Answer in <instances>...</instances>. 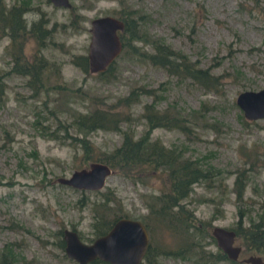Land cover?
<instances>
[{
	"label": "rangeland",
	"instance_id": "374dc122",
	"mask_svg": "<svg viewBox=\"0 0 264 264\" xmlns=\"http://www.w3.org/2000/svg\"><path fill=\"white\" fill-rule=\"evenodd\" d=\"M3 1L19 6L25 30L50 35L35 51L37 78L23 65L34 47L29 33L11 39L10 27L0 35V264H78L63 251L62 230L86 241L122 213L152 218L145 264H205L215 251L212 243L200 247L209 241L208 220L235 228V258L264 259V116L244 122L234 101L240 90L264 86V0ZM120 9H134L154 41H133L138 53L167 63L124 48L98 78L80 67L89 20ZM197 68L215 76V89L199 85ZM145 105L155 110L152 122ZM126 136L140 140L142 151H165L157 169L135 178L111 170L96 189L57 180L95 160L83 159L79 139L99 154ZM168 168L177 188L171 201L164 199ZM180 215L188 218L170 219ZM214 264L245 263L223 257Z\"/></svg>",
	"mask_w": 264,
	"mask_h": 264
},
{
	"label": "water",
	"instance_id": "95a60500",
	"mask_svg": "<svg viewBox=\"0 0 264 264\" xmlns=\"http://www.w3.org/2000/svg\"><path fill=\"white\" fill-rule=\"evenodd\" d=\"M57 6L68 7V0H50ZM123 22L117 16L103 14L89 20V39L86 48L87 69L89 72L102 71L118 55L121 43L117 30ZM236 106L245 119H256L264 116V86L258 89H243L234 98ZM111 168L105 162L92 160L86 166L74 168L67 176L57 180L76 188L96 189L100 187ZM230 231L221 235L229 236ZM64 252L78 264H84L97 257L111 264H137L140 260L147 235L140 221L128 217H117L109 228L94 237L91 242L79 240L71 229H64ZM227 247V245H226ZM233 251L234 249L231 248ZM236 250V248H235ZM250 264H264V259L246 258Z\"/></svg>",
	"mask_w": 264,
	"mask_h": 264
},
{
	"label": "trees",
	"instance_id": "16d2710c",
	"mask_svg": "<svg viewBox=\"0 0 264 264\" xmlns=\"http://www.w3.org/2000/svg\"><path fill=\"white\" fill-rule=\"evenodd\" d=\"M118 11H117L118 13L117 17L120 18L123 22L122 28L117 30L119 40L121 43L120 52L125 48L131 50L132 52L138 53L137 47L133 45L134 44L133 41L135 40H139L142 43H149V44L154 43L153 39H150L149 35L139 25L140 15H134V9H128L125 11L120 9ZM19 13H20L19 6L15 5L14 2L11 5H7L4 3L3 0H0V35L6 34L7 29H9L10 27H14L16 29V32H12L11 38L12 39L23 38L24 30ZM26 33H29V40L34 42V47L32 49V52L29 53L28 57L24 58L23 65L25 72L29 76L37 78L38 73L41 69L42 58L40 57V55H37L35 51L45 46L49 33L41 29H33L32 31L25 32V37L27 38L28 36ZM138 54L143 55V57H148L154 63L156 62L167 63V60L162 56H157V55L148 56V53H144L142 50ZM113 61L114 59L105 67L104 70L93 72L95 73V76H97L98 78H105V75L109 72L110 66L113 63ZM80 67L85 70L87 65L86 63L85 64L83 63L81 64ZM195 71H196L197 82L199 83V85H201L206 90L215 89L216 79L213 74L200 68L199 69L197 68ZM118 101L120 103H125L127 100L125 97L121 99L117 98L116 101H114L115 102L114 104L116 105ZM145 107H146V111L144 112V116L146 117L147 122H152L155 118V116L153 115V112L155 110L149 107L148 105H145ZM100 110L101 112L105 111V115H103L104 121L105 120L111 121L110 120L111 117L106 116V111L108 109H100ZM111 112L116 113V111H111ZM239 115L244 122L250 120V119L245 120L240 113ZM106 126L109 127L110 125L106 124ZM87 128L90 129L88 126L82 127L83 130H86ZM79 140L84 144V151H83L84 160L87 159L101 160L107 163L112 171L113 170L117 171L123 176H128L130 178L137 177L138 172L141 175L142 171L146 172V170L153 171L157 169L155 168L157 159L159 158V155H161L162 152L165 153V151L160 150V148L156 149V146L154 148L151 147L147 151H142L138 142L140 140L138 141L132 140L128 136H126V138L121 140L119 145L112 148L108 153L100 152L99 154L98 152L93 151L94 146L91 145L89 142L88 143L85 142L83 138ZM185 168L188 170L187 165ZM172 170L173 168H168L164 170V177L166 182L168 181L169 183L168 189H170L169 192L164 194V199L170 201L175 200V196H176L175 192L177 190V188H175L176 184L174 183L175 172L173 173ZM196 170L197 169L195 167L193 172H196ZM250 229H252V226L248 227L245 231H241V234L242 235L244 233L245 235L248 234Z\"/></svg>",
	"mask_w": 264,
	"mask_h": 264
},
{
	"label": "flooded vegetation",
	"instance_id": "af4514ba",
	"mask_svg": "<svg viewBox=\"0 0 264 264\" xmlns=\"http://www.w3.org/2000/svg\"><path fill=\"white\" fill-rule=\"evenodd\" d=\"M91 19V18H90ZM89 27V26H88ZM24 28V27H23ZM34 29H40V28H34ZM24 31H23V33H24V36H25V32L26 31H32L33 29L31 28V29H27V30H25V28L23 29ZM12 32H16V29L13 27V29H10L9 30V35H10V37H11V35H12ZM117 32V31H116ZM50 35V34H49ZM117 36H118V33H117ZM118 38H119V36H118ZM12 39V38H11ZM86 65H87V59H86ZM146 216V215H145ZM187 216L189 217V219H192V214H187ZM117 217H128V218H131V219H136V220H138V221H140L141 222V224L143 225V227H144V229H145V232H146V235H147V239H146V245H145V248H144V251H143V254H142V256H141V258H140V260L138 261V263L137 264H145L146 262H142V258H143V256L145 255V253L147 252V251H149L150 249H152L153 248V246H152V243H151V238H152V235H151V228H152V226H153V224H152V222H151V219H149L147 216V219H148V221L147 220H144L140 215L139 216H134V217H132V216H127V215H125V214H121L120 216H117ZM116 217V218H117ZM176 217V218H175ZM175 217H173V216H170V219L172 220V221H178V222H181V221H183V219L186 217V216H183V215H180L179 217H177V216H175ZM188 217H186V218H188ZM116 218H114L109 224H108V226L104 229V231L103 232H101V233H99V234H97L96 236H98V235H100V234H102V233H104L108 228H109V226L112 224V222L116 219ZM170 221V220H169ZM202 225L204 226V227H206L207 226V230H208V233H207V236H208V238H209V241H205V243L203 242L202 244H200V247H207V244H210V243H212V244H214L215 245V251H213V254H211L212 256H208L207 257V255H206V257H207V260L206 261H204L203 263H205V264H214L215 263V260H216V258L217 259H220V258H227V259H229V260H232V261H234V260H239V261H241V262H244L245 264H250V262L249 261H247L246 260V258L247 257H249V255H247V256H245V257H242V258H240V259H237V258H235V256L237 257V255H238V253H239V251H240V249H241V247H240V245L238 244L237 245V243H234V239H235V237H236V230H235V228L234 227H230V226H222V225H216V224H213V223H211V221L210 220H208V221H206V222H202ZM197 226H200V223H197ZM65 229V228H64ZM64 229L62 230V239L64 240L63 241V251H64V246H65V238H64ZM71 230H73V229H71ZM74 231V230H73ZM224 231H230L231 232V234L229 235V236H225V235H223V237H222V233L224 232ZM75 232V231H74ZM76 233V232H75ZM76 235H77V233H76ZM96 236H94V237H96ZM77 237L79 238V240L80 241H82V242H84V243H89V242H91L92 241V239L94 238V237H92V238H90V239H88V240H82L78 235H77ZM191 242L193 243V242H196V241H193V239L191 240ZM226 245H227V247H226ZM9 246H12V243H8V247ZM205 247V248H206ZM240 247V248H239ZM12 248V247H11ZM178 248V247H177ZM176 248V249H177ZM183 248V247H182ZM231 248H233L234 249V251L231 249ZM235 248H236V250H235ZM9 249V248H8ZM175 249V250H176ZM185 249V248H184ZM175 250L174 251H172V252H175ZM179 250H180V248H179ZM176 253V252H175ZM215 254H216V257H215ZM23 257H22V255H21V257H18V261L19 262H21V263H25V261H22L21 259H22ZM69 258H71V257H69ZM73 259V258H72ZM92 260L93 259H98V260H102V259H100V258H97V257H94V258H91ZM203 260V259H205V258H203V256H202V258H200V260ZM74 260V259H73ZM75 262H77L76 260H74ZM104 261V260H103ZM27 262V261H26ZM107 263H109L108 261H106ZM78 263V262H77ZM109 264H111V263H109Z\"/></svg>",
	"mask_w": 264,
	"mask_h": 264
}]
</instances>
